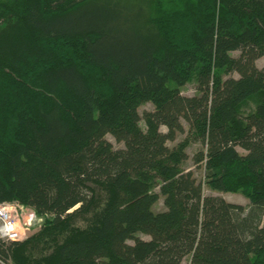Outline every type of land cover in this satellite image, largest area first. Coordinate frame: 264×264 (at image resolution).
<instances>
[{"label": "trees", "instance_id": "obj_1", "mask_svg": "<svg viewBox=\"0 0 264 264\" xmlns=\"http://www.w3.org/2000/svg\"><path fill=\"white\" fill-rule=\"evenodd\" d=\"M263 57L264 0H0V204L45 220L0 260L264 264Z\"/></svg>", "mask_w": 264, "mask_h": 264}, {"label": "rangeland", "instance_id": "obj_2", "mask_svg": "<svg viewBox=\"0 0 264 264\" xmlns=\"http://www.w3.org/2000/svg\"><path fill=\"white\" fill-rule=\"evenodd\" d=\"M234 56H238L239 53H233ZM257 66L259 68H262L264 66V57L259 59L257 61ZM235 77H237V75H234ZM197 85H196V81L195 78H193L188 84H186L184 87L181 88L182 94L185 96H195L197 95V89H196ZM256 107V100L252 99L249 100L243 107V111L246 113H249L251 111H253ZM154 110V106L151 103H146L143 104L140 108H139V112L141 115H143V113L145 111H153ZM186 132L184 134H179L177 137V140L175 142H169L168 145L170 147H173L174 145H176L177 143L181 142V141H188V147H187V153H188V159L183 163V169H185L186 171H192L195 175V177L197 178L198 181H201L202 183L204 182V193L207 196H220L222 198H224L226 201L231 202V203H235V204H239V205H243L244 207L248 208L250 206V198L244 194L242 191H234V192H220L218 190L212 189L206 182V175H205V168L202 165L197 166L195 164V160L194 157L195 155L200 152L201 150H203V145L199 142V141H195L193 136H190L191 134L189 133V126L183 122ZM141 127L145 130L146 126H145V122L142 121L141 122ZM161 130L163 132L167 131L166 127H162ZM107 140L110 141L114 148L116 149H121L124 148V144L123 143H118L111 135L107 136ZM239 152L244 154L245 151H243L242 149H239ZM7 203V202H5ZM158 210H163V202H160V204L156 207ZM27 210L25 211V213L23 211L21 212V220L20 224L23 226L24 222L26 219H28V215L34 211L33 209H30L29 207L26 208ZM23 213V215H22ZM44 219L43 221L41 219H39L37 217L36 219V225L34 226V228L28 233V235L26 234L24 236L25 239H28L29 237L35 236L36 234H38L43 226L44 223ZM141 237L147 239L146 236L144 235H140ZM23 238V239H24ZM24 239V240H25ZM188 259H185L183 261V264H188ZM6 263V262H5ZM6 264H14L13 261H9Z\"/></svg>", "mask_w": 264, "mask_h": 264}, {"label": "built area", "instance_id": "obj_3", "mask_svg": "<svg viewBox=\"0 0 264 264\" xmlns=\"http://www.w3.org/2000/svg\"><path fill=\"white\" fill-rule=\"evenodd\" d=\"M27 207L21 203L7 202L0 204V241L5 243L23 241L24 236L34 228L36 225L37 215L32 211L25 220L24 225L20 224L21 212L25 211ZM31 209V208H30ZM23 215V213H22ZM24 238V239H23ZM0 264H6L0 260Z\"/></svg>", "mask_w": 264, "mask_h": 264}, {"label": "crops", "instance_id": "obj_4", "mask_svg": "<svg viewBox=\"0 0 264 264\" xmlns=\"http://www.w3.org/2000/svg\"><path fill=\"white\" fill-rule=\"evenodd\" d=\"M187 258H189V259H188V264H189L190 261H191V257H186V259H187ZM184 260H185V259H184Z\"/></svg>", "mask_w": 264, "mask_h": 264}]
</instances>
